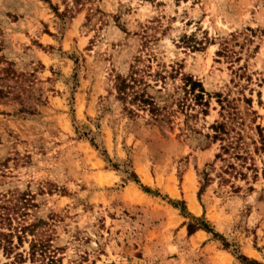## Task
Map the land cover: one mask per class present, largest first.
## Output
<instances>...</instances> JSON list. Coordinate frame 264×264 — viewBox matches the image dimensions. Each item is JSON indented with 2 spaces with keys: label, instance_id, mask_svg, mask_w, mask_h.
<instances>
[{
  "label": "rangeland",
  "instance_id": "obj_1",
  "mask_svg": "<svg viewBox=\"0 0 264 264\" xmlns=\"http://www.w3.org/2000/svg\"><path fill=\"white\" fill-rule=\"evenodd\" d=\"M0 233V264H264V0H0Z\"/></svg>",
  "mask_w": 264,
  "mask_h": 264
},
{
  "label": "trees",
  "instance_id": "obj_2",
  "mask_svg": "<svg viewBox=\"0 0 264 264\" xmlns=\"http://www.w3.org/2000/svg\"><path fill=\"white\" fill-rule=\"evenodd\" d=\"M133 74L135 73L133 72ZM136 80L137 79H135L134 75L129 76V78L116 77L115 90L117 92L118 99L120 101L130 100L131 103H135L139 108H143V107L151 108L152 103L144 95V93L143 92L140 93L139 91L135 90L134 85ZM196 88H200V93L196 97L202 98L201 93H203V89L201 84L192 82L190 91L194 93ZM17 232H18L17 238L19 243L21 244L24 234H26L25 227H23L20 231ZM189 232L192 233L193 229H189ZM5 237H7V235H5L4 233H0V247L2 246V244H4L3 242L5 241L6 245H3L4 246L3 248L7 253H11L14 249L13 243H11V241L7 242L5 240ZM49 253L50 252L48 251V248L45 243L42 244V243L34 242L31 243L30 245V256L32 261L34 259H38L39 257H41L42 258L41 261L43 262L44 260L47 259L51 262V264H56L53 255H50ZM19 256L21 257V254H19ZM238 259L242 260L243 262H249L248 259L243 256L238 257ZM250 264H255V263H250Z\"/></svg>",
  "mask_w": 264,
  "mask_h": 264
},
{
  "label": "bare ground",
  "instance_id": "obj_3",
  "mask_svg": "<svg viewBox=\"0 0 264 264\" xmlns=\"http://www.w3.org/2000/svg\"><path fill=\"white\" fill-rule=\"evenodd\" d=\"M191 182V178H189V183ZM188 192V201H189V206H190V208H191V210L193 211V212H195V213H197L198 212V204H197V202H196V200H195V198H194V196L192 195V194H190V192L189 191H187ZM173 195H174V193H172Z\"/></svg>",
  "mask_w": 264,
  "mask_h": 264
}]
</instances>
